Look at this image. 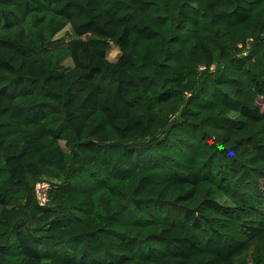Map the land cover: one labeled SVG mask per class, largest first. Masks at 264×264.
Returning <instances> with one entry per match:
<instances>
[{
    "label": "trees",
    "instance_id": "trees-1",
    "mask_svg": "<svg viewBox=\"0 0 264 264\" xmlns=\"http://www.w3.org/2000/svg\"><path fill=\"white\" fill-rule=\"evenodd\" d=\"M0 264H264V0H0Z\"/></svg>",
    "mask_w": 264,
    "mask_h": 264
},
{
    "label": "rangeland",
    "instance_id": "rangeland-1",
    "mask_svg": "<svg viewBox=\"0 0 264 264\" xmlns=\"http://www.w3.org/2000/svg\"><path fill=\"white\" fill-rule=\"evenodd\" d=\"M71 28L68 26L66 29H64L63 31H61L57 38L59 39L58 42L60 43H64V42H69L70 41V38L68 37L67 35V32L70 30ZM119 54H120V51L118 49V47H116L115 45L112 44L110 50H109V58L111 60H117L118 57H119ZM66 65H71V61L70 60H67L66 61ZM220 201L223 203V204H227L229 203L228 202V199L226 197H221L220 198Z\"/></svg>",
    "mask_w": 264,
    "mask_h": 264
},
{
    "label": "built area",
    "instance_id": "built-area-1",
    "mask_svg": "<svg viewBox=\"0 0 264 264\" xmlns=\"http://www.w3.org/2000/svg\"><path fill=\"white\" fill-rule=\"evenodd\" d=\"M51 185L48 181H40L36 185L37 197L42 205H46L49 200Z\"/></svg>",
    "mask_w": 264,
    "mask_h": 264
}]
</instances>
